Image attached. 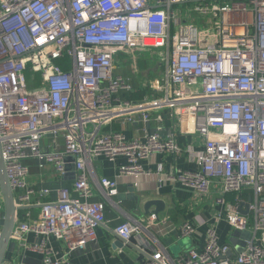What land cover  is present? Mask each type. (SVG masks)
Masks as SVG:
<instances>
[{"label":"built area","instance_id":"built-area-1","mask_svg":"<svg viewBox=\"0 0 264 264\" xmlns=\"http://www.w3.org/2000/svg\"><path fill=\"white\" fill-rule=\"evenodd\" d=\"M191 1L0 0V141L18 207L12 236L22 239L24 250L40 252L43 264H74L66 257L97 238L106 204L94 198L89 178L96 158H125L116 176L97 179L112 198L122 178L151 174L144 160L163 152H188L196 167L174 177L224 206L217 217L234 231L250 232L233 255L211 227L205 244L187 249L179 264H264V0H196L190 8ZM177 4H187L186 12ZM198 17L206 20L198 23ZM133 45L163 49L171 94L143 103L119 97L132 84L115 73L114 54ZM64 56L68 68L57 62ZM151 86L166 87L160 78ZM161 109L188 122L203 147L182 146L161 126L145 127L135 137L105 130L121 114L134 121L140 113L147 123ZM30 161L58 180L73 163L72 188H36ZM53 189L57 197L45 198ZM243 190L249 191L250 213L226 199L228 192ZM35 206L36 216L30 210ZM179 228L186 236L198 230L193 221ZM143 229L129 219L116 232L125 242L138 237L146 249L151 245ZM30 233L35 241L28 240ZM52 238L64 242L63 255ZM0 264L19 263L4 257ZM145 264H170V256L155 249Z\"/></svg>","mask_w":264,"mask_h":264},{"label":"crops","instance_id":"crops-1","mask_svg":"<svg viewBox=\"0 0 264 264\" xmlns=\"http://www.w3.org/2000/svg\"><path fill=\"white\" fill-rule=\"evenodd\" d=\"M176 8L181 14L187 10L183 4H177ZM158 51L162 55L159 60L154 57L150 48L137 45L114 54L115 73L128 78L132 84V90H122L119 93L121 99L143 103L147 99L152 100L171 94L172 85H169L166 79L168 64L165 54L162 50ZM157 78L162 79L166 85L162 90L154 89L151 86ZM158 115L162 118L160 121L157 119ZM134 118L135 120L131 121L126 115L121 114L108 123L105 130H118L129 137H135L143 135L145 127L156 130L161 126L164 133L175 134L182 146L194 145L196 149L203 147V140L192 131L190 125L186 126L188 122L181 121L169 110H153L152 119L147 123L142 120L140 113H135ZM59 144L63 146L62 138H60ZM124 162L125 158L123 157H118L115 161L98 157L94 160L91 170H88L95 191L94 198L106 204L105 220L97 228V238L90 241L85 247L73 251L66 259H70L74 264H145V260L153 250L164 249L170 256V264H179V257L187 249L196 245L202 247L205 244L208 229L211 227L217 229L221 241L231 245L233 255L243 249L247 237L239 235L234 237V242H231L230 237L234 230L225 218L217 217V213L223 210L224 206L215 203L210 197L197 196L192 188L184 185L176 176L174 177L177 171L196 167V163L189 158L188 152L179 154L163 152L144 160V166L151 169L152 173L122 178L118 185L119 194L110 198L106 196L97 179L102 176H116L119 165ZM30 163L33 171L29 179L36 188L43 186L55 188L60 185L72 188L75 174L72 173L62 180H58L51 171L45 176L41 174L35 161H30ZM132 185L135 186L133 192L131 191ZM56 197L57 190L55 189L45 195L47 199ZM150 199L163 200L165 202L164 209L156 212V205H151L147 212L145 204ZM226 199L228 203L236 205L242 213L249 212L250 195L248 190H243L240 193L228 192ZM30 210L36 216L39 207H31ZM4 214L5 209L0 208L1 228ZM129 219H135L142 223L144 228L142 237L151 245L146 249L142 248L139 238L135 236L132 242L141 248V252L132 245H121L116 238L117 225ZM185 221H193L197 224L198 230L195 234L186 236L180 232L179 227ZM27 238L29 241L37 239L33 233H30ZM51 244L61 255L67 249L64 242L56 238L51 239ZM5 257L12 258L19 264H43L42 254L24 250L22 239L15 236L11 237Z\"/></svg>","mask_w":264,"mask_h":264},{"label":"water","instance_id":"water-1","mask_svg":"<svg viewBox=\"0 0 264 264\" xmlns=\"http://www.w3.org/2000/svg\"><path fill=\"white\" fill-rule=\"evenodd\" d=\"M73 159H74L73 156L68 157V160L73 161ZM68 168L69 171L66 174V176H69L72 173L75 174L73 163H69ZM0 186L4 195V202H5V214L2 222V231L0 235V263H1L3 258L5 257L8 244L12 237L13 229L15 227V223L17 219V209H18L15 201L14 192L9 182L5 161L3 158L1 141H0ZM131 191L132 192L135 191L134 185L131 186ZM134 197H136V195H134ZM151 205H156L155 211L159 212L164 209L165 202L161 199L148 200L145 204V208L147 212L149 211ZM115 235L117 236L116 238L121 245H132L134 248H136L138 251L141 252V248L136 246L132 241L125 242V240L122 239L117 232L115 233ZM239 235H244L245 237L248 238L250 236V232L248 230H243V231L235 230L232 236L230 237V241L234 242V237Z\"/></svg>","mask_w":264,"mask_h":264},{"label":"rangeland","instance_id":"rangeland-1","mask_svg":"<svg viewBox=\"0 0 264 264\" xmlns=\"http://www.w3.org/2000/svg\"><path fill=\"white\" fill-rule=\"evenodd\" d=\"M194 3H195V1H191V2H189L188 4H189V7L190 6H194ZM186 7H187V4H184ZM183 7V6H182ZM183 8H185V7H183ZM191 8V7H190ZM190 11V10H189ZM193 14H195V12L194 11H191V15H193ZM194 16V15H193ZM196 16V15H195ZM199 17H201L200 15H198ZM198 17V19H197V22L198 23H201L202 21H205L206 19L205 18H199ZM200 21V22H199ZM155 50V51H154ZM158 50H163V49H151V51H153V53H154V57L156 58V59H160V57L162 56L161 55V53L158 51ZM147 53H148V51H147ZM152 53V54H153ZM146 54V53H145Z\"/></svg>","mask_w":264,"mask_h":264},{"label":"trees","instance_id":"trees-1","mask_svg":"<svg viewBox=\"0 0 264 264\" xmlns=\"http://www.w3.org/2000/svg\"><path fill=\"white\" fill-rule=\"evenodd\" d=\"M57 62L62 65L64 68L69 67V58L67 56H64L62 58H59Z\"/></svg>","mask_w":264,"mask_h":264}]
</instances>
